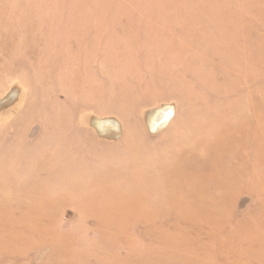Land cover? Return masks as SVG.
<instances>
[{"label":"rangeland","instance_id":"1","mask_svg":"<svg viewBox=\"0 0 264 264\" xmlns=\"http://www.w3.org/2000/svg\"><path fill=\"white\" fill-rule=\"evenodd\" d=\"M263 5L0 0V264H264Z\"/></svg>","mask_w":264,"mask_h":264},{"label":"bare ground","instance_id":"2","mask_svg":"<svg viewBox=\"0 0 264 264\" xmlns=\"http://www.w3.org/2000/svg\"><path fill=\"white\" fill-rule=\"evenodd\" d=\"M261 3H263L264 4V0H261ZM263 8H264V5H263ZM250 45H251V43H250ZM262 47V46H261ZM261 50V49H260ZM262 51V50H261ZM260 53H262V56H263V58H264V49H263V51L262 52H260ZM262 58V57H261ZM79 90H81V86H79ZM81 92H82V90H81ZM112 122V121H111ZM101 123V122H100ZM106 123H108V122H106ZM104 124V123H103ZM106 125V124H105ZM98 126H102V123L100 124V125H98ZM109 127H110V125H109ZM109 127H108V129H109ZM113 127V126H112ZM111 127V128H112ZM110 128V129H111ZM105 129V128H104ZM109 129V130H110ZM114 129V128H113ZM102 129H99V132L101 131ZM106 131V130H105ZM102 132V131H101ZM104 133V132H103ZM108 133H109V131H108ZM131 197V196H130ZM139 204V203H138Z\"/></svg>","mask_w":264,"mask_h":264}]
</instances>
